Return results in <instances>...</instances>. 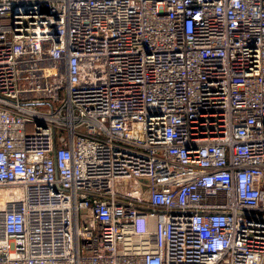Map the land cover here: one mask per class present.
Returning <instances> with one entry per match:
<instances>
[{
    "label": "built area",
    "instance_id": "1",
    "mask_svg": "<svg viewBox=\"0 0 264 264\" xmlns=\"http://www.w3.org/2000/svg\"><path fill=\"white\" fill-rule=\"evenodd\" d=\"M0 264H264V0H0Z\"/></svg>",
    "mask_w": 264,
    "mask_h": 264
}]
</instances>
